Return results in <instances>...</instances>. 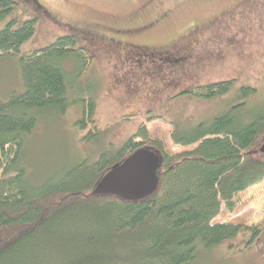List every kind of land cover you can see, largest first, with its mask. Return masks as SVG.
<instances>
[{
    "label": "trees",
    "instance_id": "trees-1",
    "mask_svg": "<svg viewBox=\"0 0 264 264\" xmlns=\"http://www.w3.org/2000/svg\"><path fill=\"white\" fill-rule=\"evenodd\" d=\"M14 4L0 0V21ZM15 23L10 18L0 28V56L18 54L34 34V19ZM19 62L23 91L0 99V264H185L198 247L218 246L241 229L252 232L247 245L260 236L255 225L213 221L222 206L232 211L237 195L264 179V153L256 148L264 139V101L250 102L257 95L253 87L223 80L182 90L206 101L233 91L229 106L203 120L169 121L171 143L184 149L167 150L141 123L94 160L83 158L32 183L23 163L25 140L40 111L65 112L68 90L75 92L90 61L75 37L66 35ZM81 104L77 124L93 125L86 138L95 141L106 130L94 124L95 101L81 98ZM141 147L160 159L151 195L125 201L91 194L107 170Z\"/></svg>",
    "mask_w": 264,
    "mask_h": 264
},
{
    "label": "rangeland",
    "instance_id": "rangeland-1",
    "mask_svg": "<svg viewBox=\"0 0 264 264\" xmlns=\"http://www.w3.org/2000/svg\"><path fill=\"white\" fill-rule=\"evenodd\" d=\"M14 27L34 19V34L18 54L0 56V99L23 91L19 58L59 36L75 37L89 58L76 90H68L64 113L45 109L28 134L23 163L32 183H39L83 158L94 160L108 143H121L144 123L169 151L174 119L199 121L230 105L222 99L201 100L186 94L198 85L230 80L235 88L253 87L250 102L264 101V0H13ZM69 72L72 64L66 63ZM95 101L94 124L106 130L95 141L81 129V98ZM180 113V115H177ZM178 116V117H177ZM175 117V118H174ZM262 139L256 148H260ZM214 222L255 225L260 236L247 245L250 230L222 244L197 248L185 264H264V179L235 199L232 211Z\"/></svg>",
    "mask_w": 264,
    "mask_h": 264
},
{
    "label": "water",
    "instance_id": "water-1",
    "mask_svg": "<svg viewBox=\"0 0 264 264\" xmlns=\"http://www.w3.org/2000/svg\"><path fill=\"white\" fill-rule=\"evenodd\" d=\"M264 153V142L259 148ZM158 154L146 147L136 149L107 170L91 189L92 195H112L137 201L151 195L157 186Z\"/></svg>",
    "mask_w": 264,
    "mask_h": 264
}]
</instances>
